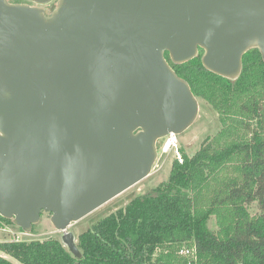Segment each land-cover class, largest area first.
<instances>
[{"label":"water","instance_id":"water-1","mask_svg":"<svg viewBox=\"0 0 264 264\" xmlns=\"http://www.w3.org/2000/svg\"><path fill=\"white\" fill-rule=\"evenodd\" d=\"M57 4L0 0V216L29 233L52 214L81 260L72 224L152 175L158 142L199 115L165 54L202 50L207 70L238 79L247 51L264 56V0Z\"/></svg>","mask_w":264,"mask_h":264},{"label":"trees","instance_id":"trees-1","mask_svg":"<svg viewBox=\"0 0 264 264\" xmlns=\"http://www.w3.org/2000/svg\"><path fill=\"white\" fill-rule=\"evenodd\" d=\"M203 54L185 64L165 57L219 114L220 132L174 161L168 181L81 233V260L52 237L0 241V264H264V56L247 51L232 80L207 70ZM10 223L0 216V238ZM184 247L195 260L179 254Z\"/></svg>","mask_w":264,"mask_h":264},{"label":"rangeland","instance_id":"rangeland-1","mask_svg":"<svg viewBox=\"0 0 264 264\" xmlns=\"http://www.w3.org/2000/svg\"><path fill=\"white\" fill-rule=\"evenodd\" d=\"M23 3L35 4L32 0H20ZM52 5V7H51ZM57 0H52L47 5H42L41 7L45 9L56 8ZM199 115L195 122L187 129L183 134L178 135L179 141V151L181 152V158L183 160V153L187 154L189 157L193 156L201 148L202 144L210 137L216 136L221 129V123L219 119V114L216 113L209 104L204 100L199 99ZM158 158L153 168V173L145 180L139 182L134 187L128 191L117 196V198L111 200L110 202L99 207L95 212L87 215L86 217L80 219L79 222L72 224L69 228L70 231L75 235L76 242L81 233L88 230L93 224L99 222V220L109 216L113 212L117 211L118 208L126 206L131 200L136 198L137 195L149 193L154 190L159 184L168 181L171 168L174 161L179 160L177 154L173 152L170 155H164L160 152V147L162 146V141L158 142ZM258 207L255 204L252 207V212L256 213ZM52 214L48 212H43L41 221L34 225L32 231L27 233L13 223L5 224L1 230V242H6L10 240L15 234L21 237V242L31 241V240H41L48 238H56L62 242L63 233H59L53 226L51 222ZM210 227L217 229L215 218L213 217L209 223ZM192 248V247H191ZM13 261V260H12ZM14 264H18L13 261Z\"/></svg>","mask_w":264,"mask_h":264},{"label":"built area","instance_id":"built-area-1","mask_svg":"<svg viewBox=\"0 0 264 264\" xmlns=\"http://www.w3.org/2000/svg\"><path fill=\"white\" fill-rule=\"evenodd\" d=\"M162 146L160 147V152H162L164 155H170L173 152H175L177 154V157L179 159V162L182 163L183 160L181 158V152L179 151V141H178V135H176L175 133H172L170 136H168L165 139L161 140ZM160 141V142H161ZM10 241L13 242H21V237L19 235H14ZM179 254L187 257V258H191V260L193 261V257L195 255V248H187L184 247L179 251ZM190 260V261H191ZM195 260V259H194ZM189 264H193L191 262H189Z\"/></svg>","mask_w":264,"mask_h":264},{"label":"flooded vegetation","instance_id":"flooded-vegetation-1","mask_svg":"<svg viewBox=\"0 0 264 264\" xmlns=\"http://www.w3.org/2000/svg\"><path fill=\"white\" fill-rule=\"evenodd\" d=\"M33 1V0H32ZM9 2L10 3H12V4H26V5H30V6H33V7H37V6H39V7H41L42 5H47V4H40V3H36L35 1H33L35 4H31V3H23V2H21L20 0H9ZM57 3H58V0H57ZM51 7H52V5H51ZM56 9V8H55ZM54 9V10H55ZM47 10H49L50 12H52V11H54V10H52L51 8L50 9H47Z\"/></svg>","mask_w":264,"mask_h":264}]
</instances>
